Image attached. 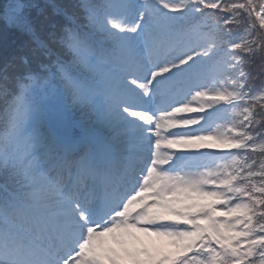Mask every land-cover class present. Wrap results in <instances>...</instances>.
Instances as JSON below:
<instances>
[{"label": "snow or ice", "instance_id": "6c2138e0", "mask_svg": "<svg viewBox=\"0 0 264 264\" xmlns=\"http://www.w3.org/2000/svg\"><path fill=\"white\" fill-rule=\"evenodd\" d=\"M0 19V264H264V0H4ZM210 140L232 151H161Z\"/></svg>", "mask_w": 264, "mask_h": 264}, {"label": "rangeland", "instance_id": "374dc122", "mask_svg": "<svg viewBox=\"0 0 264 264\" xmlns=\"http://www.w3.org/2000/svg\"><path fill=\"white\" fill-rule=\"evenodd\" d=\"M181 115H196L195 113H182ZM172 130H180V129H172ZM170 130V131H172ZM203 145H207L204 147ZM229 150L224 145L219 144L217 141L210 140L204 142H198L195 145H175L171 148H162V154H172L175 153L179 154H197L200 152H210V153H223ZM169 165H164L163 167H168ZM150 195V194H149ZM180 203L174 205L177 209L183 208L185 205L193 203V202H206L199 198L193 197L191 200L185 198L184 196H180L176 198ZM133 208L134 209H137ZM177 217L174 216H166L163 222L168 223L173 220H177ZM140 240L142 241L143 245L148 247L150 250L153 251H160L170 256L175 257L179 253V249L177 246L169 239L164 237H156V236H145L140 235Z\"/></svg>", "mask_w": 264, "mask_h": 264}, {"label": "trees", "instance_id": "16d2710c", "mask_svg": "<svg viewBox=\"0 0 264 264\" xmlns=\"http://www.w3.org/2000/svg\"><path fill=\"white\" fill-rule=\"evenodd\" d=\"M3 3H4V0H0V4H3ZM4 28H5V22L2 19H0V35L3 34ZM2 107H3V103L2 101H0V109H2Z\"/></svg>", "mask_w": 264, "mask_h": 264}]
</instances>
